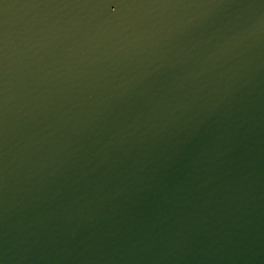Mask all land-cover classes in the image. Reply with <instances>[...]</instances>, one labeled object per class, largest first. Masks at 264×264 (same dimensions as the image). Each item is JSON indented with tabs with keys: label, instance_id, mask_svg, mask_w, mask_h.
<instances>
[{
	"label": "water",
	"instance_id": "1",
	"mask_svg": "<svg viewBox=\"0 0 264 264\" xmlns=\"http://www.w3.org/2000/svg\"><path fill=\"white\" fill-rule=\"evenodd\" d=\"M0 264H264V0H0Z\"/></svg>",
	"mask_w": 264,
	"mask_h": 264
},
{
	"label": "snow or ice",
	"instance_id": "2",
	"mask_svg": "<svg viewBox=\"0 0 264 264\" xmlns=\"http://www.w3.org/2000/svg\"><path fill=\"white\" fill-rule=\"evenodd\" d=\"M113 10H115V9H113Z\"/></svg>",
	"mask_w": 264,
	"mask_h": 264
}]
</instances>
